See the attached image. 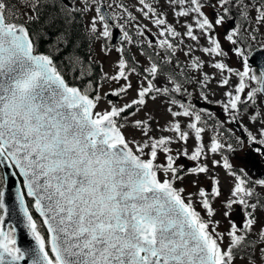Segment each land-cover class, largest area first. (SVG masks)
<instances>
[{
  "label": "snow or ice",
  "instance_id": "snow-or-ice-1",
  "mask_svg": "<svg viewBox=\"0 0 264 264\" xmlns=\"http://www.w3.org/2000/svg\"><path fill=\"white\" fill-rule=\"evenodd\" d=\"M138 4L164 38L155 46L148 41V47L161 52L149 55V66L141 69L116 47L112 72L100 71L101 80L116 87L100 93L91 80V55L79 54L85 40L90 48L93 40L112 39L100 6L79 32L77 17L87 14L89 0H22L23 12L0 0V169L5 170L0 174V264H264V179H250L247 167L223 154L247 146L264 157V147L253 149L264 146V63L258 72L252 67L254 56L264 62V43L257 50L248 42L264 27V0H169L165 7L172 10L173 23L149 0ZM249 19L255 26L246 29L245 38L241 27ZM179 20L183 32L174 27ZM118 27L120 39L132 44ZM176 38L195 44L183 52L185 65L174 59ZM101 51L107 56L111 49L104 44ZM233 55L239 67L227 63ZM69 72L87 78V85L69 83ZM213 83L226 89L220 100L209 99L215 95ZM188 86L195 88V97ZM133 89V98L122 105L108 100V107L96 110L107 96L123 98ZM161 97L167 98L170 118L161 130L171 135L157 137L150 132L158 121L132 117ZM194 98L215 103L221 114L198 107ZM243 119L260 125L256 135ZM233 124L243 135L234 143L221 142L225 132L235 134L225 128ZM173 144L184 147L173 152ZM215 154L219 160L210 159ZM218 167L230 178L229 194L220 202V215L228 222L223 232L213 206L223 195L220 180L211 175ZM201 176L207 179L203 186ZM11 177L17 178L15 201L35 247L18 246L16 228L5 227ZM187 177L194 178L189 181L194 192L177 187ZM30 208L44 218L46 239Z\"/></svg>",
  "mask_w": 264,
  "mask_h": 264
},
{
  "label": "rangeland",
  "instance_id": "rangeland-1",
  "mask_svg": "<svg viewBox=\"0 0 264 264\" xmlns=\"http://www.w3.org/2000/svg\"><path fill=\"white\" fill-rule=\"evenodd\" d=\"M21 5L20 8L18 9V11L20 10V12L24 11V8L22 7V0H19ZM100 1L105 2L106 4V8L109 11V13L112 15V17L114 18V20H116V22L118 23V25H122L124 30H126L129 35L133 38V43L129 44L126 41H124V44L131 50L133 58L144 68L149 66L148 64V60L146 59V57L135 47V44H146L148 45V41H152L153 45L155 46L156 42L158 39H164L163 37H159V27L155 26L150 19L144 18L143 15L141 14V12L138 11L139 8V4H138V0H89V9L87 11L86 15H83V23H84V27L88 24V20L89 17L95 14V8L97 6H99ZM150 3H152V5L156 8L157 12H160L162 15L165 16L166 20L169 23H173L176 18L173 16L172 14V10L168 7H165V5L168 4L169 0H149ZM109 5H111V7H109ZM118 5H123V7H119ZM80 5H77V7H79ZM207 11V10H206ZM233 13H237L238 9L233 6L232 8ZM131 14V17H133L132 19L129 18L128 14ZM183 23V20H179L178 22L174 23V27L177 29V31H181L183 32L184 29L181 27V24ZM255 25H253V22L249 19L248 21L244 22L242 27H241V32L242 34L248 38V32L246 31V29H248L249 27H254ZM99 27V25H98ZM120 29V27H119ZM141 29L144 30V35L141 36L140 35V31ZM217 31H223V29H217ZM197 35H199V33H197ZM248 42L252 45V47H257L259 48V45L264 43V27L259 28V31L256 34V40L252 41V40H248ZM176 43L178 45L177 49H176V59L179 58L183 65L188 63V59L183 55L184 51H187L188 47L191 46L193 48H195V44L188 40L187 38H184L183 41H181L180 38H176ZM201 44L204 43L203 40L200 41ZM107 44L108 47L111 49V52L109 55L105 56L104 53L101 51V47ZM110 44V40H93L92 43V48L94 50V55L92 59H95V62L98 63L100 65V67L103 68L104 72H108L111 73L112 69H113V61L116 60L117 56L119 55L118 53L115 52V48L116 47H120V46H116L115 48H111L109 46ZM225 48H227V45H225ZM151 50L153 51L154 54H156L157 52H161V50L159 48H151ZM161 55H163V53H161ZM193 55L200 57L201 59H207L206 57H203L202 53H200L199 51H195L193 53ZM178 60V59H177ZM227 63H229L231 66L233 67H239V64L236 60V58L233 56H231L230 59L227 60ZM204 71L206 72H212V69L210 67H206L204 69ZM68 77L70 80L75 81V80H80V79H76L74 78V76L72 75V73H68ZM131 80L133 85L136 84L137 82V77L136 75L132 74L131 75ZM235 82V79H233V83ZM88 83V81H84L81 84V87L86 86ZM114 87H116V84L112 81H99V84L95 87V89H98L100 91V93H105V92H110ZM188 90L190 92H193L194 97L196 95V90L193 86H188ZM226 89H220L216 86L215 83L212 84V91L215 92V95H210L209 99L212 101H216V100H220L222 98V93L223 91H225ZM93 90L90 89L89 93H92ZM95 93H93L94 95ZM134 96V89L132 91H130L128 93V95L126 97L123 98H117L114 96H107L106 98L102 99L99 103L98 108L96 109L97 111L104 109L106 107H108V100H112L113 102H115L116 104H123L124 102L130 100L131 98H133ZM194 103H196L198 105V107H207L209 108L210 104H203L202 101H198L194 98L193 100ZM167 103V98L165 97H161L159 98L156 102H152L149 101L147 107L145 109H143L141 112L137 113V115L135 117H132V119H146L149 120L150 118H154L155 121H158V124L153 122L152 123V129L150 134L153 136H161V135H171V133H166L163 132L161 130V126H164L166 124V121H168L170 118L167 115L166 111H165V104ZM210 110L216 114H221V112L215 108L214 106L212 108H210ZM257 111H260L259 108L256 109ZM249 113H246L245 115H247ZM250 114H254L251 113L250 110ZM209 123L211 124V121H209ZM242 123L247 127V129L252 132L253 135H256L260 125L259 124H254L253 122H251L248 119H243ZM225 128H230V125H225ZM211 132V129H209V133ZM234 133L236 134V136H239L237 134V132L234 131ZM125 134L128 135L129 137H131L132 133L128 132L127 130L125 131ZM234 134V135H235ZM139 134H137L138 136ZM232 134L225 132L224 136L222 137L221 142L225 143V141H227ZM208 141V134L205 135V142L207 143ZM173 152L177 151V149H180L182 147H184L183 145L180 144H173L171 145ZM186 147L189 149V151H191V148L193 147V141L189 140L188 144L186 145ZM211 158H215L217 160L220 159V157L215 154L214 156H211ZM163 159V156L161 155V160ZM247 157L245 155V148L243 152H237L235 154L232 155V157L230 158L231 162L236 165V166H245L248 168L249 170V178L250 179H255L257 178V173L255 172V170L252 169L251 165H247L245 164ZM187 161L182 160L181 163H186ZM211 174H213L214 176H216L219 180H220V187H221V191L223 193V195L216 201L213 202V206L217 209V215L215 217V219L220 220V225H219V230L221 232L224 231L225 228L228 227V222L227 220L222 219L221 215H220V209H221V205L220 202L222 200H224L229 192H228V188H229V184H230V178L227 177V175L225 174V172L223 171L222 168H214L211 171ZM194 179L193 177H187L182 183L181 182H177V187H185L187 192H194L195 189L189 186V181ZM200 184L203 186L207 183V179L203 176H201L200 178ZM197 210L199 209V206H197ZM201 214L204 215L203 211L201 210ZM206 218V217H205ZM238 218V217H237ZM41 234L45 237V233L43 230H40ZM238 264H242V261H238Z\"/></svg>",
  "mask_w": 264,
  "mask_h": 264
},
{
  "label": "water",
  "instance_id": "water-1",
  "mask_svg": "<svg viewBox=\"0 0 264 264\" xmlns=\"http://www.w3.org/2000/svg\"><path fill=\"white\" fill-rule=\"evenodd\" d=\"M102 12L106 14L109 17V23L112 22L109 14L107 11L104 9V7H101ZM119 39V36L113 34L112 37V44H114L117 40ZM259 50V49H257ZM261 57L260 56H254L252 58V67H254L257 71H259L261 65H262ZM5 170L1 169V173L4 174ZM16 177H11L7 189H6V204L9 207V215L5 217V227L7 225H12L13 227L16 228V239H17V245L22 247V248H31L35 247V242L34 240L28 235V229L24 227V218L19 212V207L16 204L15 201V192H16ZM30 199V198H29ZM27 203V201H26ZM34 213L41 219L42 224H43V217L39 214V212L32 208ZM31 213V212H30ZM45 228V227H44ZM46 232L47 229L45 228Z\"/></svg>",
  "mask_w": 264,
  "mask_h": 264
},
{
  "label": "trees",
  "instance_id": "trees-1",
  "mask_svg": "<svg viewBox=\"0 0 264 264\" xmlns=\"http://www.w3.org/2000/svg\"><path fill=\"white\" fill-rule=\"evenodd\" d=\"M10 4L12 6H19L18 9L20 8V1L19 0H10ZM20 12V10H19ZM77 21H78V31L79 32H82L83 29H84V25H83V20H82V16H78L77 17ZM92 44V42H91ZM47 47V46H45ZM41 50H44L43 48ZM79 54L83 57H88L89 55H91V58L93 56V52H92V45L91 47L89 48V42L87 40L84 41L83 43V46L80 48L79 50ZM61 60H62V57L61 58H58L57 59V64H61ZM64 64H67V60H64L63 61ZM99 73H100V70H99V67H98V64L95 63V71H94V75L91 77V80L95 83L96 79L99 77ZM68 78V77H67ZM69 83L73 84L74 86H79L78 83H75V82H72L71 80H69Z\"/></svg>",
  "mask_w": 264,
  "mask_h": 264
},
{
  "label": "flooded vegetation",
  "instance_id": "flooded-vegetation-1",
  "mask_svg": "<svg viewBox=\"0 0 264 264\" xmlns=\"http://www.w3.org/2000/svg\"><path fill=\"white\" fill-rule=\"evenodd\" d=\"M255 147H264V146L253 145V149ZM245 154H247L246 155L247 164L251 165L253 170H257L258 171V176H259L258 179H264V157H261L260 155L256 154L254 152V150H250L249 148H247L245 150ZM252 180H256V179H252ZM262 194H264V193H262Z\"/></svg>",
  "mask_w": 264,
  "mask_h": 264
}]
</instances>
